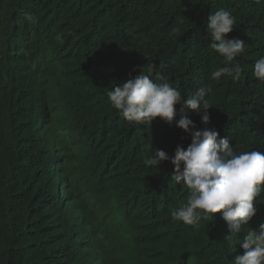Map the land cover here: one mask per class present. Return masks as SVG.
I'll return each instance as SVG.
<instances>
[{
    "label": "trees",
    "instance_id": "trees-1",
    "mask_svg": "<svg viewBox=\"0 0 264 264\" xmlns=\"http://www.w3.org/2000/svg\"><path fill=\"white\" fill-rule=\"evenodd\" d=\"M220 7L236 18L226 38L246 44L236 82L211 78L223 57L206 19ZM262 55L264 0H0V264H231L244 250L224 240L221 213L174 221L188 189L170 160H144L187 148L181 116L237 153L264 152V83L251 74ZM153 63L152 79L182 99L211 89L209 124L181 104L171 123L150 126L111 107L110 87ZM254 207L244 232L264 224V192Z\"/></svg>",
    "mask_w": 264,
    "mask_h": 264
},
{
    "label": "clouds",
    "instance_id": "clouds-1",
    "mask_svg": "<svg viewBox=\"0 0 264 264\" xmlns=\"http://www.w3.org/2000/svg\"><path fill=\"white\" fill-rule=\"evenodd\" d=\"M24 19L36 23L33 14L25 13ZM236 25L233 13L223 7L211 12L206 19V31L211 36L210 49L223 57V66L211 72V78L219 80L222 75L239 80L242 68L234 63L246 47L243 40L226 38ZM155 64H149L146 71L140 69L134 78L118 86L110 87L107 97L111 107L128 122L135 125H151L157 117L171 123L176 116L175 105L201 114V121L210 123L206 96L210 88L201 87L182 99L181 91L166 78L160 82L152 79ZM252 76L264 83V55L252 67ZM177 126L189 133L191 143L185 149L177 145L174 155L169 156L162 149H155L153 155L145 158L146 166L156 167L161 161L170 160L174 165L172 180L188 189L186 202L171 212L174 221L196 226L209 215L221 213L229 230L225 241L235 242L243 248V254L236 255L231 264H264V224L259 231L251 228L244 232V226L256 214L254 201L264 192V152L235 150L228 137H219L214 128H196L193 120L181 116ZM243 233V238L241 237ZM88 259H78V264H88Z\"/></svg>",
    "mask_w": 264,
    "mask_h": 264
},
{
    "label": "bare ground",
    "instance_id": "bare-ground-1",
    "mask_svg": "<svg viewBox=\"0 0 264 264\" xmlns=\"http://www.w3.org/2000/svg\"><path fill=\"white\" fill-rule=\"evenodd\" d=\"M42 107H43V106H42ZM42 107H41V108H42ZM41 108H39V110H40ZM37 112H38V111H37ZM40 112H41V111H40ZM40 112H39V113H40ZM39 113H38V114H39ZM42 116H43V115H42ZM42 116H41V117L39 116L40 119L42 118ZM42 119H43V118H42ZM42 122H43V121H42ZM64 124H65V123H63V125H64ZM63 125H62V126H63ZM64 129H65V128H64ZM72 137H73V136H72ZM58 164H59V163H58ZM54 166H55V165H54ZM52 169H53V168H52Z\"/></svg>",
    "mask_w": 264,
    "mask_h": 264
}]
</instances>
